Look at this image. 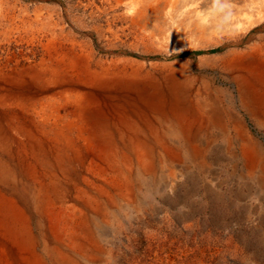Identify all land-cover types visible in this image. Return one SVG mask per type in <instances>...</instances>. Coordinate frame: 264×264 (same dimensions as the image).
Wrapping results in <instances>:
<instances>
[{
	"label": "bare ground",
	"instance_id": "6f19581e",
	"mask_svg": "<svg viewBox=\"0 0 264 264\" xmlns=\"http://www.w3.org/2000/svg\"><path fill=\"white\" fill-rule=\"evenodd\" d=\"M148 1H89L85 10H121L122 30L159 46L150 29L164 11ZM228 1L198 13V28L214 27V46L226 39L238 49L145 64L98 56L50 7L0 0V264L131 258L135 237L123 221L148 226L146 182L169 195L179 181H223L230 165L225 181L264 191V0ZM106 20L93 32L117 39L116 18ZM166 41L170 54L204 47L174 31Z\"/></svg>",
	"mask_w": 264,
	"mask_h": 264
},
{
	"label": "rangeland",
	"instance_id": "374dc122",
	"mask_svg": "<svg viewBox=\"0 0 264 264\" xmlns=\"http://www.w3.org/2000/svg\"><path fill=\"white\" fill-rule=\"evenodd\" d=\"M17 1L29 6L30 11L42 5L55 10L67 31L75 34L84 44L91 45L98 56H118L145 64H173L203 56L218 57L239 48L226 39L222 45L214 46L217 41L212 35L214 27L208 26L211 29L204 33L198 28V13L207 16L214 11L216 4L224 0H149V3L158 1L164 11L155 23L157 26L160 24L158 28L150 29L156 39L163 41L162 46H157L156 42L143 43L140 39L133 38L130 31L122 30L118 17L122 15L121 10L115 13H110V10V14H100L99 18L97 15H90L93 8L87 7L85 10L89 1L105 7L103 3L111 0ZM243 2L244 0H232L229 3L235 7ZM112 17L117 21L113 29L117 39L114 33L112 37L109 32H93L92 27L100 26L104 29L106 19L111 20ZM151 25L153 27V22ZM173 31L178 38L192 40L201 37L204 47L170 54L164 39ZM201 74L214 76L204 72ZM250 128L254 134H258L252 125ZM211 170L215 172L214 169ZM231 171L230 165H225L219 171L223 181H179L177 189L169 195L164 194L166 192L162 186L152 188L149 182L144 183L139 191V203L142 202L141 211L149 216L148 226L145 223H135L134 220L132 223L123 221L125 230L135 237V248L132 249L134 252L131 258H122L115 264H264V191L258 181H225ZM121 249L127 257L128 250L119 245L116 247L117 251Z\"/></svg>",
	"mask_w": 264,
	"mask_h": 264
}]
</instances>
